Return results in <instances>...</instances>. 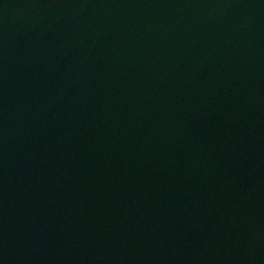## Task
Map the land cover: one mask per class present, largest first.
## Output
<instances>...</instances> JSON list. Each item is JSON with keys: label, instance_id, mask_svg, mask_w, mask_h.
Masks as SVG:
<instances>
[{"label": "water", "instance_id": "95a60500", "mask_svg": "<svg viewBox=\"0 0 264 264\" xmlns=\"http://www.w3.org/2000/svg\"><path fill=\"white\" fill-rule=\"evenodd\" d=\"M0 264H264V0H0Z\"/></svg>", "mask_w": 264, "mask_h": 264}]
</instances>
